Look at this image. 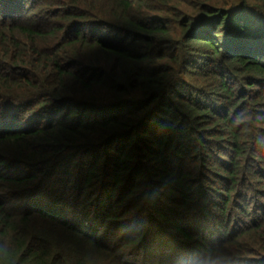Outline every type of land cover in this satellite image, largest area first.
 <instances>
[{"label":"trees","instance_id":"obj_1","mask_svg":"<svg viewBox=\"0 0 264 264\" xmlns=\"http://www.w3.org/2000/svg\"><path fill=\"white\" fill-rule=\"evenodd\" d=\"M264 0H0V264H264Z\"/></svg>","mask_w":264,"mask_h":264},{"label":"clouds","instance_id":"obj_2","mask_svg":"<svg viewBox=\"0 0 264 264\" xmlns=\"http://www.w3.org/2000/svg\"><path fill=\"white\" fill-rule=\"evenodd\" d=\"M259 146L264 148V139L259 141ZM9 252L8 245L0 242V256H7Z\"/></svg>","mask_w":264,"mask_h":264}]
</instances>
